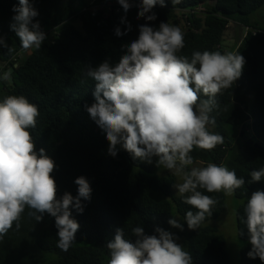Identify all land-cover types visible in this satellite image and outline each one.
<instances>
[{
    "label": "trees",
    "instance_id": "1",
    "mask_svg": "<svg viewBox=\"0 0 264 264\" xmlns=\"http://www.w3.org/2000/svg\"><path fill=\"white\" fill-rule=\"evenodd\" d=\"M33 2V0H30ZM127 13L132 31L116 37L114 28L120 25L123 9L117 0H34L39 20L47 35L40 50H33L23 61L18 56L21 48L18 37L10 30L12 11L19 0H0V35L5 36L9 47L0 48V67L18 64L11 74L13 83L6 85L0 69V100L7 95H24L39 106L40 116L32 131L37 150L43 147L55 161L52 173L59 195L65 191L77 194L75 178L85 176L92 188L90 202L82 214L73 210V217L80 229L67 252L57 247V229L54 218L45 215L42 222L28 216L25 211L19 231L13 227L0 241V264H107L109 253L105 244L115 235L117 228H124L125 237L131 239V229L137 225L152 234L155 226L173 231L168 219L179 215L184 231H178V243L191 252L194 264H229L225 237L217 229L203 228L205 223L217 219L226 209L222 193H207L219 203L197 230H189L184 216L192 209L173 194L176 176L148 164L133 160L123 149L113 158L107 153L105 133L90 119L84 104L94 102L95 82L84 83L86 66H97L105 58L116 62L121 45L138 36V25L149 23L158 26L161 21L178 25L180 15L188 24L183 55L195 51L219 50L225 52L223 41L230 23H238L248 30L235 51L246 59L242 76L232 88L217 97L221 105L216 116L214 131L224 136V143L212 151L196 149L192 155L195 166L207 162L224 163L229 157V169L244 177L245 186L235 197L243 203L238 208L236 223L242 243L241 264H261L259 259H249L247 230L240 223L243 205L256 190H264V182L248 184L253 169L264 167V25L253 15L264 8V0H180L166 6L157 5L156 21L137 20L138 0ZM111 5L106 12L97 6ZM258 20V19H257ZM262 20V19H260ZM77 22L80 26H77ZM202 99L204 97H201ZM227 109L226 111L224 109ZM250 116L252 123L245 132L261 145L254 147L236 135H229L226 126L241 130ZM200 162H203L201 164ZM176 208V213L175 209Z\"/></svg>",
    "mask_w": 264,
    "mask_h": 264
},
{
    "label": "clouds",
    "instance_id": "2",
    "mask_svg": "<svg viewBox=\"0 0 264 264\" xmlns=\"http://www.w3.org/2000/svg\"><path fill=\"white\" fill-rule=\"evenodd\" d=\"M179 2L171 0L172 4ZM117 3L124 12L120 18L124 28L117 25L114 35L122 37L132 31L127 13L133 2ZM157 5L165 7L166 0H138L136 19L156 21L153 9ZM12 11L15 15L9 27L21 48L40 50L47 35L35 19L39 11L34 0H19ZM185 46V34L175 24H140L138 36L121 45L118 60L105 58L95 67L86 66L81 83L95 82L94 102L85 103L84 109L105 133L107 153L115 158L123 149L133 160L154 162L157 169L176 176L179 182L172 187L184 204L195 209L186 211L184 222L189 230H197L219 203L205 192L232 197L246 184L226 164L195 166L192 155L196 149L212 151L224 143V136L214 131L216 116L212 113L219 114L217 97L240 79L246 59L239 51L219 50H194L189 57L181 54ZM0 48L12 51L3 35ZM39 116V106L24 95L0 100V241L13 227L20 230L27 210L36 223L46 214L54 218L57 247L67 252L80 229L73 210L84 212L92 188L85 176H79L74 180L75 196L67 191L59 195L52 175L57 165L43 147L37 150L31 131ZM249 177L248 184L264 182V167L251 170ZM167 223L184 231V224L173 216ZM240 223L247 230L248 258L264 264V190L248 196ZM131 234V239L126 238L124 228L116 229L105 244L110 257L107 264H194L191 252L178 243L179 237L163 227L155 226L148 234L137 225Z\"/></svg>",
    "mask_w": 264,
    "mask_h": 264
},
{
    "label": "rangeland",
    "instance_id": "3",
    "mask_svg": "<svg viewBox=\"0 0 264 264\" xmlns=\"http://www.w3.org/2000/svg\"><path fill=\"white\" fill-rule=\"evenodd\" d=\"M97 8H103L106 10V12H108L112 9V6L111 5H108V6L100 5V6H97ZM254 17H255L254 20H256V22L259 21L260 25H264V8L260 10L256 16L253 15L252 19ZM76 24L77 26H80L79 22H77ZM177 26H179L182 30H186V28L188 27V24L185 22V20L182 18L181 15H180V22ZM247 30L248 29L246 27L241 26L238 23L231 22L229 29H227L225 33V39L223 41L225 52L235 51L237 46L239 45L240 40L245 36ZM32 51L33 49L24 50L23 52L21 51V53L18 56L19 60L23 61L28 55L32 53ZM2 67H3L2 72L9 70L11 68V66H6V65H3ZM4 80L7 81V79H4ZM224 130L227 133H229V135L231 136L236 135L237 139L239 138L242 139L240 137L241 130H237L236 128L229 127V126H226ZM223 164H226L229 167V157L228 156L225 159ZM176 180H177L176 183L179 182L178 178ZM173 194L175 196H179L176 193L175 189L173 190ZM225 199H226L225 211L217 219L211 220L202 226L203 228L217 229L219 233H221L225 237L224 239L226 243V249H227V252L230 258L229 264H241L242 243L239 240L240 237H239L237 223H236V215L238 214V208L243 203V201L241 199L236 198L235 195L232 197L225 196ZM174 210L176 213V208ZM176 218L179 219L181 222H183L182 218L179 215H176ZM184 229L187 230V228H184ZM178 231L179 229L173 228L172 232L175 233L179 237L177 233Z\"/></svg>",
    "mask_w": 264,
    "mask_h": 264
},
{
    "label": "water",
    "instance_id": "4",
    "mask_svg": "<svg viewBox=\"0 0 264 264\" xmlns=\"http://www.w3.org/2000/svg\"><path fill=\"white\" fill-rule=\"evenodd\" d=\"M18 67V64H15L13 66H11V68L9 70H7L2 76L1 79L4 80V76L5 74H7V81H5L6 85H9L10 83H13L14 79L11 77V74L14 72V70ZM252 123V120L250 119V116H248L247 118V122H245L242 127H241V133H240V137L244 140L247 141L249 144H252V146L254 147H260L261 145L257 142V140L252 137V135L250 136L249 134H247L245 132V130L247 129V126Z\"/></svg>",
    "mask_w": 264,
    "mask_h": 264
},
{
    "label": "crops",
    "instance_id": "5",
    "mask_svg": "<svg viewBox=\"0 0 264 264\" xmlns=\"http://www.w3.org/2000/svg\"><path fill=\"white\" fill-rule=\"evenodd\" d=\"M2 66H3V65H2ZM2 66L0 67L1 70H3V67H2ZM5 72H6V71H4V73H5Z\"/></svg>",
    "mask_w": 264,
    "mask_h": 264
}]
</instances>
